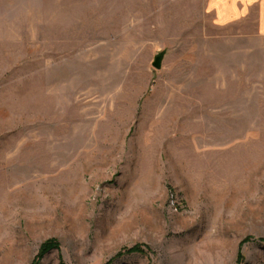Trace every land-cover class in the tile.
Masks as SVG:
<instances>
[{
    "label": "rangeland",
    "instance_id": "rangeland-1",
    "mask_svg": "<svg viewBox=\"0 0 264 264\" xmlns=\"http://www.w3.org/2000/svg\"><path fill=\"white\" fill-rule=\"evenodd\" d=\"M206 6L0 0V264H264L258 41Z\"/></svg>",
    "mask_w": 264,
    "mask_h": 264
},
{
    "label": "crops",
    "instance_id": "crops-1",
    "mask_svg": "<svg viewBox=\"0 0 264 264\" xmlns=\"http://www.w3.org/2000/svg\"><path fill=\"white\" fill-rule=\"evenodd\" d=\"M206 10L210 16L211 27L226 29L230 32L220 34L221 41L229 42L234 38L258 41L256 52L250 50V46L254 44L250 42L247 43V49L242 52L247 59L253 55L257 60L241 62L240 66L235 67V71L240 68L242 72H249L256 64L264 73V0H207ZM211 37L218 38V33H213ZM227 44H223L226 49L220 56L217 52L214 54L213 50H210L206 56L207 60H204V66L208 67L211 74V84L215 85V82L217 84L214 86L215 89L226 90L228 81L231 80L233 70L228 57ZM215 95L218 96L219 93Z\"/></svg>",
    "mask_w": 264,
    "mask_h": 264
},
{
    "label": "water",
    "instance_id": "water-1",
    "mask_svg": "<svg viewBox=\"0 0 264 264\" xmlns=\"http://www.w3.org/2000/svg\"><path fill=\"white\" fill-rule=\"evenodd\" d=\"M162 61H163V54H158L152 63V68L155 70H160L162 66Z\"/></svg>",
    "mask_w": 264,
    "mask_h": 264
},
{
    "label": "trees",
    "instance_id": "trees-1",
    "mask_svg": "<svg viewBox=\"0 0 264 264\" xmlns=\"http://www.w3.org/2000/svg\"><path fill=\"white\" fill-rule=\"evenodd\" d=\"M47 244H52V243H51V242H49V243H47ZM34 264H36V262H35Z\"/></svg>",
    "mask_w": 264,
    "mask_h": 264
}]
</instances>
